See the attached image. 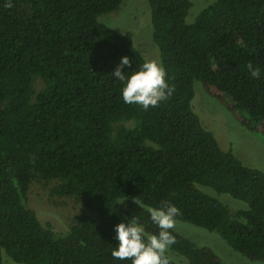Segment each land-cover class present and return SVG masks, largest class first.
I'll return each instance as SVG.
<instances>
[{"label":"trees","instance_id":"obj_1","mask_svg":"<svg viewBox=\"0 0 264 264\" xmlns=\"http://www.w3.org/2000/svg\"><path fill=\"white\" fill-rule=\"evenodd\" d=\"M123 1L11 0L7 8L0 0V264L4 256L20 264H131L111 256L116 225L136 217L146 233L159 232L134 199L169 201L180 209L175 219L264 261V170L223 149L192 105L198 81L264 137V0H216L193 22L192 0H148L175 86L148 110L123 102L114 75L124 56L128 75L146 57L131 32L100 19ZM35 180H56L54 195L74 196L90 212L65 232L44 224L28 203ZM202 187L248 207L232 212ZM171 231L170 249L188 264H223L212 247Z\"/></svg>","mask_w":264,"mask_h":264},{"label":"rangeland","instance_id":"obj_2","mask_svg":"<svg viewBox=\"0 0 264 264\" xmlns=\"http://www.w3.org/2000/svg\"><path fill=\"white\" fill-rule=\"evenodd\" d=\"M216 0H192L187 21L193 22L197 15ZM100 19L120 32H131L136 47L147 60H155L162 64L160 51L153 39V28L148 0H124L118 10L104 14ZM163 66V65H162ZM43 81L35 79V88L40 90ZM193 109L200 116L203 125L218 138L223 149H231L245 164L264 170V137L254 133L241 123L234 113L210 95L200 82L195 83ZM58 184L56 180L49 182L35 180L31 184L28 203L39 219L51 223L59 232L67 231L78 217L89 213L81 200L74 196L53 194ZM206 192L216 195L232 212L247 208L246 202L235 199L229 194H216L212 189L202 187ZM175 229L198 245L212 247L222 258L223 264H264V261H253L234 250L216 231H209L189 222L176 219ZM167 254L180 262L188 264L171 249ZM5 264H20L4 256Z\"/></svg>","mask_w":264,"mask_h":264},{"label":"clouds","instance_id":"obj_3","mask_svg":"<svg viewBox=\"0 0 264 264\" xmlns=\"http://www.w3.org/2000/svg\"><path fill=\"white\" fill-rule=\"evenodd\" d=\"M11 8V0L5 5ZM131 60L124 56L120 65L114 71L115 77L124 83L122 97L125 104H136L144 110L156 107L161 101H167L174 93L175 86H170L166 80V70L155 60H146L139 70L130 75L121 69L130 66ZM252 78H258L260 71L251 63L247 65ZM134 202L150 214V220L155 224L158 234H148L138 218L132 217L127 222L116 225L118 245L111 256L119 260H130L131 264H170L166 254L171 245L176 243L172 229L176 225V217L180 209L169 201H162L159 207L145 206L138 199Z\"/></svg>","mask_w":264,"mask_h":264}]
</instances>
